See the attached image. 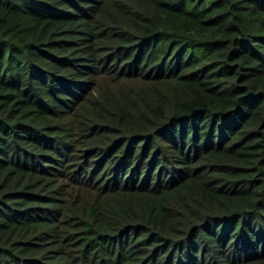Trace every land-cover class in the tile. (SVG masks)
<instances>
[{"label":"trees","instance_id":"obj_1","mask_svg":"<svg viewBox=\"0 0 264 264\" xmlns=\"http://www.w3.org/2000/svg\"><path fill=\"white\" fill-rule=\"evenodd\" d=\"M0 264H264V0H0Z\"/></svg>","mask_w":264,"mask_h":264},{"label":"rangeland","instance_id":"obj_2","mask_svg":"<svg viewBox=\"0 0 264 264\" xmlns=\"http://www.w3.org/2000/svg\"><path fill=\"white\" fill-rule=\"evenodd\" d=\"M141 81L140 79H134V80H129V81ZM142 82V81H141ZM143 83V82H142Z\"/></svg>","mask_w":264,"mask_h":264}]
</instances>
